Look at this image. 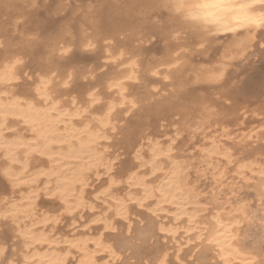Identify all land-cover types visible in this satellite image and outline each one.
Segmentation results:
<instances>
[{
	"label": "bare ground",
	"instance_id": "bare-ground-1",
	"mask_svg": "<svg viewBox=\"0 0 264 264\" xmlns=\"http://www.w3.org/2000/svg\"><path fill=\"white\" fill-rule=\"evenodd\" d=\"M123 1L125 2L123 6L119 5L121 3L118 4L119 1L115 5L110 3L111 6H108L103 0L108 7L104 8V13H100L98 7L87 5L86 12L83 11L85 13L81 15L79 12H75L76 15L72 13L77 18V13L81 16L80 20L75 21V27L67 23L66 16L64 19L66 22L61 21L63 25L61 24L60 27L59 24L60 28L55 26L57 29L51 32L54 27L52 24L41 25L40 30H37L38 27L35 29L34 25L33 30L25 27L28 13L34 9L36 0H0V16L7 19L3 25L6 50L0 56V158L4 165L5 156L15 155L19 163L11 164V160L8 163L11 165L12 174L20 177V180L14 183L5 178L10 190L8 189L7 196L0 197V214H13L10 220L11 224H15V228L13 225L11 228L16 231V237L20 242L15 239L23 249L18 257L23 260L28 256L30 264H49V261H55L58 257L68 261L71 256H75L77 264H120L122 254L128 252V257L136 260L131 261L132 264H160L165 258L169 261V248L172 246L175 248L173 253L177 261L175 262L185 264L182 261V247L188 242H193L192 250L199 264H246L247 260L260 254L264 246L262 241L264 208L261 207L264 204V144L259 143L264 141V98H260L259 93L254 92L246 97L243 95V99L239 98L238 101L239 90L237 89L235 93L232 90L235 84L233 80L238 75L241 65L249 63L252 57L261 53V50L251 44L247 49L243 48L240 43L243 37L240 34L247 35V29L239 27V21L232 19L230 14L214 8L195 7L196 4H211L214 0H189L193 7L179 16L164 7L165 0ZM237 2H245V0H237ZM63 4L61 2L57 6L56 12L65 8ZM188 13L206 19H186ZM70 14H67V19L73 18ZM45 18L47 20V17ZM151 19L159 20V25L155 28L165 42L164 51L160 57L152 58V62H148L149 58L144 66L141 63L144 57L138 54L139 47L134 42L139 40L142 34L143 23ZM154 23L150 24L151 29ZM8 27L12 32H18L17 39L12 38L13 33L12 36L7 34ZM227 27H233L236 31L228 32L225 30ZM149 30L147 32L151 31ZM66 35L72 38L68 36L69 40ZM33 36L38 38L31 39ZM225 36L229 39L226 42L222 40L225 43L220 40L222 46L218 44L221 48L217 51L219 54L215 62L212 60L213 64L206 65L200 62L198 64L187 56H192L195 51L196 56L199 51L200 54H205L207 46L216 45L215 43L222 37L225 39ZM73 37L76 38L78 47L83 50L89 42L93 45L91 49L102 44L109 58L118 62L116 64L124 65L103 81L102 90L105 92H96L94 88H90L86 97L81 100L64 97L67 89L64 87V81L68 74H71L74 80L84 77L86 72L91 71L70 67L62 69L55 58L64 56L61 55V51L64 48L70 49V45H73ZM115 40H120L119 46L112 45L116 43ZM36 46H39L42 49L40 51L44 53L40 56L38 76L31 88H16L22 75V64L12 69L10 61L16 56L21 58L20 50H24L23 48L26 47L32 52ZM131 52H136L137 55L131 56ZM159 67L162 68L160 71ZM45 72L51 77L48 88L51 100L41 104L38 102L36 92L40 78ZM142 72L151 75L155 73V76L163 72V78L167 79L174 88L173 93H170L175 100L173 105H165L172 103V99L162 98L160 101L158 98L154 99L155 92L151 93L152 91L146 88L135 96L127 93V84L141 79ZM220 72L224 73L223 80L215 82L212 77ZM204 89H217L213 93L216 97L210 96L212 93L204 94L202 92ZM221 91H227L232 97L231 104L224 109L217 107L221 103L219 100ZM89 93H94L98 103H103V106L100 104L99 111L94 110L98 103L92 104ZM74 100L75 104H73ZM162 107L169 110V116L179 114L177 122L172 124L177 137L170 138L167 142L160 141L159 137L155 138L159 132L158 135L155 134L156 136H153L155 131L148 132L151 125L154 126L156 121L161 120L160 115L165 112L161 111ZM85 108L88 111L82 112ZM96 108L98 109V106ZM141 110H145L146 115L136 124V129L135 126L132 128L127 126L128 114ZM151 117L153 119L150 120ZM249 118L258 123L250 126L249 123L252 121H249ZM152 120L156 121L153 123ZM109 132L122 135V144L126 145L128 152L134 154L133 159L136 162L135 167L128 166L125 169L126 177L122 181L134 190L128 192L125 197L112 194L113 187L119 183V180L111 174L113 163L108 160L104 151L103 142L110 137ZM183 133L186 134V142L201 138L203 144L196 148L199 149L196 151L199 152L197 157L190 153L191 150L188 151L189 153L185 152L183 147L185 140L184 143H180V139V145L177 142L178 136L181 138ZM257 143L260 148L251 146ZM41 160L46 166L44 164L41 168L37 166L38 169L33 167L34 164H39V161L41 164ZM219 162L222 164L224 162V165H219ZM198 164L202 170H210L212 183L218 187L223 185L222 181L229 172L227 168L229 165L233 167L232 170L230 169L233 178L245 181L253 179L249 184L257 199L256 206L260 208L251 210L252 208L248 206L250 203L248 205L228 203V206H225V202L219 201L222 188L218 190L220 193L215 190L206 200L204 199V205L200 204L204 194L198 191L197 181L201 175L199 178H192V171L198 173L196 170ZM140 169L141 171H138ZM101 172L108 175V180L103 184V188L101 183L95 189L94 198H110L107 209H112V216L101 215L97 220L101 221L103 230L110 231L116 228L114 221L118 218L127 223L125 234L121 236L115 234L114 241L106 239L105 233L102 232L95 236L72 237V235L60 238L54 236L56 231L53 230L60 222L61 215L71 218L74 224L76 223L73 219L74 215L95 208L96 203L87 201L89 198H86V194L92 184L91 177L95 176V180H99ZM113 180L116 183H112ZM41 181L42 185L39 187L38 183ZM213 187L212 189L215 188ZM15 192L19 195L12 197L11 194L15 195ZM40 192L56 200L57 207L55 205L54 207L59 211V215L50 216L44 210L40 212L42 217H39L40 214L37 215L39 203L36 200ZM140 200L143 201L142 207L149 206L148 210L153 218L149 219L147 228L138 231L134 240L124 243L122 238L129 237L126 235L131 224L129 217L132 209L129 210V204L133 203L141 207L138 203ZM51 212L54 214L53 211ZM161 228L164 230L161 231ZM155 236H161L164 242L171 246L161 245L162 247H159L154 254L149 252L152 254L150 258L149 253L146 256L142 251L141 244H136V239L142 243L148 242ZM5 239L4 232L0 231V247L6 250L4 256H0V261L5 258L15 261L17 257L14 259L11 256L17 255L16 251L12 249L9 255L11 250L7 251L5 248L3 244ZM33 257L35 259H32Z\"/></svg>",
	"mask_w": 264,
	"mask_h": 264
},
{
	"label": "rangeland",
	"instance_id": "rangeland-1",
	"mask_svg": "<svg viewBox=\"0 0 264 264\" xmlns=\"http://www.w3.org/2000/svg\"><path fill=\"white\" fill-rule=\"evenodd\" d=\"M104 1L107 2L108 0H104ZM109 1L106 3V2H103V0H36L35 6H34L35 11L33 9L32 12L28 13V16L31 19L29 17H27V22L25 21V24H26L25 27L27 26V28H30L31 30H33V25H34V27H36L35 29H37V27H38L37 30H40L41 25L52 24L54 26V27L52 26L53 27L51 29V32H52L53 30L55 31V29H57V27L60 28L63 25L62 24L63 21L64 22L67 21V23L70 24L71 27L72 26L75 27V25H76L75 21L77 22L78 20L81 19L79 17H81L80 16L81 13H85L86 12L87 5L91 6V7H98V10L100 9L99 12L101 11L100 13H104L105 9L108 8L107 5L108 6L109 5L111 6V4L115 5V4H117L116 2H118V1H119L118 4L121 3V4H119L121 6H123V4L125 3L123 0H117V1L116 0H113V1L109 0ZM61 2L64 3L63 5H65V8H64L65 10L63 9L64 11L61 10V11H59L60 12L59 13V12H56L57 11L56 8H58L57 6H59V4H61ZM105 3L107 5H105ZM103 5H105L106 7L103 6ZM77 7L79 8L78 10L76 9ZM80 7H81V9H80ZM52 9H53V11H52ZM70 10H71V12H70ZM84 10H85V12H83ZM46 11H47V13H46ZM49 12H51V13H49ZM53 12H54V15H53ZM75 12H79L80 15L77 13L78 18L75 16L76 15ZM72 13H74L75 15L72 14ZM67 14H70L71 16L73 15V18L75 16L74 20H73L72 17H69V19H67L68 18ZM42 15H43V18H42ZM119 15H122V14L119 13ZM66 16H67V18L65 19ZM45 17H47V20H46ZM33 18H34V20H33ZM54 19H56V20H54ZM71 19L73 21H70ZM34 21H36V23H38L40 21L41 22L39 24H36ZM6 22H7L6 17H1L0 16V43H2L4 45V47H5L6 43L4 41L3 25ZM153 22H155V23H154V25H152V29L154 31H156L155 27H156V25H159V20L158 19L147 20V22L143 23L142 34L138 38L139 40H136L134 42L135 45L138 44L137 46L139 48H137V46H136V48L139 50L138 54H140V55L142 54L141 57H144L143 61H141L142 65H144V66L147 64V60L149 58L150 59L148 60V62H150L152 58H156V57L158 58V56L160 57L162 55L161 53H163V51H164V46L163 45H164L165 42L163 41L161 36L157 34V31L154 32L151 29V25L150 24L153 23ZM59 24H60V27H59ZM149 25H150V30L151 31L149 30ZM55 26H57V27L55 28ZM153 26H154L155 29L153 28ZM143 27H144V29H143ZM9 29L10 28L8 27L7 28V34H9V36H12V33H13L12 38L13 39H17L18 35H19L18 32H12ZM148 30L150 32H147ZM68 36L66 38H68L70 40V38H72V37L69 36L70 37L69 38ZM222 38L219 39V42L215 43L216 45L213 44V46L212 45H209L210 47L207 46L208 47L207 51H206L207 54L203 53L205 55V57H204L203 54H200V51L199 52L197 51L199 53V54L197 53L198 56H196V51L193 52V54H191L192 56H190V55H187V56L192 58L191 60H193V61L195 60V62H197V63L200 62L201 64H206V65L213 64L215 62V59L217 58V56L219 54V52H217V51H219L220 48H221L219 46V45H221V41L225 40V42H226L229 39V38L226 39V36H225V39H224V37H222ZM68 39H66L67 42L69 41ZM75 39L76 38L72 39L73 40V45L70 42H68V43L71 44V45L69 44L70 45V50H71L70 52H68L67 54H65L62 57H59V58L55 57V58L59 61L62 69L70 67L72 69H77V70H85V69L86 70L87 69L91 70V71H88L86 73L84 71V73H85L84 77H79V78H76L73 81H71L70 82V87H68L65 90V96L64 97L66 99L75 97V99L77 98L78 100H81V98L83 99V98L86 97L87 92H88V90L90 88H94L96 90V92H101V91L105 92L104 90H102L103 81H106V77L109 74H111L114 71H117L118 69L124 67V65L116 64L118 62H115L111 58H109L110 56H108V53L104 51L105 49L102 46V44L99 45L98 47L94 48V49L86 50V48H84V50H83V48L78 47V45L76 43L77 41ZM14 41H16V40H14ZM115 41H114V43H115ZM119 42H120V40L116 41V43L112 44V45L119 46L120 45ZM225 42H223V43H225ZM74 43H76V44H74ZM139 44H140V46H139ZM216 46H217V48H216ZM212 48H213V51H212ZM23 49L24 50H20L21 53H22L21 54V59L24 61V63L22 64V67H21V69H22L21 70V74L22 73L29 74L32 77V79L30 81H28L27 83H25L23 75H21V78L17 82V85H16V88H19V89L26 88V87H28V84L32 85V83L35 82V80H36V78L38 76V73H39L38 70L40 69V58H41L40 56L44 55V53L42 51H40L42 49H40L39 46H36L35 49L32 50V52L26 47L23 48ZM26 49L28 51H25ZM137 49H136V51H138ZM5 50H6L5 48H3V50H0V56L3 54V52ZM215 50H216V52H215ZM199 55H200L201 58L199 57ZM209 55H211V56H209ZM131 56L129 55V57H131ZM193 57H194V59H193ZM206 57H208L209 60H208V58L206 59ZM210 57H211V59H210ZM196 58H198L200 61H198V59H196ZM252 58L253 59H251V61L249 63L241 65V67H240L241 69L238 72V75L233 80V82L235 84H233V90L232 91L235 93L236 90L238 89L239 92H240V93L237 94L238 95L237 96L238 97V101H240V99L241 100L243 99V97H242L243 95L246 97V95L254 94V92L259 93V95L261 96L260 98H264V60L261 59V53L257 54V56L252 57ZM205 60H206V62H205ZM161 69H162L161 67L158 68L159 71ZM162 73H160V75H158V76H155V75L153 76L150 73L145 74L144 72H142V75H143L142 78H144V79L141 78V79L136 80V81H130L129 84H127V93L130 94L131 96H135L137 93H140V92L142 93L143 91H145V88H146V90L152 91L151 93L155 92L154 96H153L154 99L158 98L159 101L162 98H164V100L172 99L173 95H171L170 93H173L174 88H173V86L170 84V82L167 79L163 78L164 74H162ZM215 91H217V89H207V90L204 89L202 92L204 94H208V95L210 93H212V94H210V96L216 97V94H213ZM103 92H101V93H103ZM199 93H201V92H199ZM160 95H162V96H160ZM104 96H106V94H104ZM174 101L175 100L172 99V103H166L165 105H173ZM165 102H167V101H165ZM179 102H181V101H179ZM98 104H96V106H98V109L95 106L94 110H98L99 111L100 108H101L100 104H102L101 106H103V103H101V102H99ZM136 107H135V109H136ZM164 108L162 107V109H161L162 112L165 111V112H163L164 114L162 113L164 116L160 115L161 116V120L158 122V121H156L157 120L156 119L155 121L157 123L152 120L153 123L155 122L154 124L152 123L154 126H156L155 124H158L157 125L158 127L156 126L157 130H156V127L151 125L148 128L149 131L148 130L147 131L148 132H152V133H153V131H155L153 136L158 135V132H159V135L156 136L155 138L159 137L160 141L167 142L170 138L177 137L176 134H175L174 127L172 126V124L177 122L176 120L178 119L179 114L174 115V116L170 114V116H172L170 118L169 113H168L169 110L167 108H165V109ZM145 115H146L145 110L131 112L127 116V118H129V119L127 120L128 122H126L128 125L127 124L126 125L130 126V128H132V126L133 127L135 126L134 128L136 129V127H137L136 124H138L140 119L141 120L144 119L143 117H145ZM168 116H169V119H168ZM165 118H167V119H165ZM151 119H153V117H151L150 120ZM253 120L254 119L249 118V121H252V122L249 123L250 126H255L258 123L257 121L255 122V120L254 121ZM109 135H110V137L108 139H106L105 142H103V143H105L104 151L107 154L108 160H110L113 163V170L110 171L111 174L114 175L117 180H119V183H117L114 186L115 188L113 187L112 194L115 193L118 197H125L128 192H130V191L134 192L133 188L128 187L126 185V183L124 184V181H122V180H125V177H126L125 169L128 166H134L135 167V165H136V162L133 159V155L134 154L132 152H130V151L128 152V148L126 147V145L122 144L123 143L122 142L123 141V137H122V135L120 133L119 134H117V133H112L111 134L109 132ZM183 135L181 136V138H180V136H178V138H177L178 139V141H177L178 143H179L180 139H181L180 143H182V142L184 143L185 139L187 140L186 134L183 133ZM120 137L122 139H120ZM198 138H200V137H198ZM198 138H195V140L192 139L191 140L192 142L190 140H188L186 142V140H185V143H184L185 146H187V147L189 146V147L185 148V146H183L186 153H189L188 151L191 150L190 153H193V155L195 157H197V155H199V152L198 153L196 152V151H199V149L196 150V148L201 147L202 144H203L201 138L200 139H198ZM193 140H194V142H193ZM195 141H196V143H195ZM178 143H177V146H178ZM180 143H179V145H180ZM186 143H188V145ZM193 143H194V145H192ZM259 143L262 145V144H264V141H259ZM259 143H257V145L253 144L251 146H254L256 148H258V147L260 148ZM248 148H249V146H248ZM195 152H196V154H194ZM1 161H2V159L0 158V164L2 163ZM36 164L37 165L34 164L35 166L33 165V167H36V169L46 166V164L43 163L42 160H41V164H40V161H39V164L38 163H36ZM43 164H44V166H43ZM218 164L219 165H224V162H223V164H222V162H219ZM1 165H3V163ZM1 165H0V168H1ZM37 166H38V168H37ZM200 167H201L200 164H198L197 168H196V170L198 172L197 174H196L195 171L194 172L192 171V175H193L192 178H195V177L199 178V175H201L200 179L197 181V186H198V189H199L198 191L200 192V194H202V193L204 194L201 197L203 200H202V202L200 204L204 205L206 198H208L210 195H212L215 192V190L217 192L219 190V188H222L221 189L222 193H220V191H218L220 193L219 194V201L221 200L222 202H225V206H228V203H229V205L230 204H235V203L236 204H238V203H247V205H248L250 203L248 206L252 208L251 210H255L258 207V206H256L257 205V202H256L257 199L253 195V191L251 190L252 187L249 184V183H251V181L253 179L250 180V181H245V180H239V179L233 178L234 176L231 174L232 171H230V169L232 170L233 167L232 166L230 167V165H229V167L227 166V168L229 170V172L227 174L228 176L226 175L225 179H223V181H222L223 185L221 187H218V186H216L215 184L212 183V177H211L212 174L210 173V170H202V168H200ZM36 169H34V170H36ZM138 171H141V169L138 170ZM99 176H100L99 180H95V178H96L95 176L91 177V181H92L91 183L92 184H91L90 187H88V189H87L88 193L86 194V198L87 199L89 198V200H87V201H91V202L93 201V204L96 203L95 204V208L92 211H88V210L86 211L85 210V211L79 213L80 216L78 214L74 215L75 217H73V219L76 220V223H74V224L72 223L73 220L71 218H69V217L67 218L66 215H63V216L61 215L60 219H59L60 222L56 225V227L57 226L58 227L57 228L54 227L53 231H56V232H54V234H55L54 236H56L58 238H60V237H71L72 235H73L72 237H74V236H95V235H97V234L102 232L103 234L105 233L106 236L104 235V237L106 239H109L110 241H114L116 236H119V235L121 236L122 234H125L124 232H125L126 226H127L126 222H123L122 220H120V219L118 220V218H115L114 223H115L116 228H115V232H114L113 230H110V231L109 230L108 231L103 230L101 221L97 220L98 218H100L101 215L102 216L103 215L112 216V209L111 208L107 209L108 201H110L109 200L110 198H108V197H103V198H100V199H95L94 198L95 189L97 187H99L101 185V183H102V187L101 188H103V186H104L103 184H105L107 182V180H108V175L105 174V173L103 174L101 172V174ZM226 178L227 179L229 178L228 179L229 182H228V180H226ZM230 179H232V180H230ZM230 181L232 183H230ZM123 184H124V186H123ZM199 184H201V185H199ZM41 185H42V181L38 183L39 187ZM118 185H119V187H122V188H119ZM244 185H246V186H244ZM237 186H239V188ZM212 187L214 189H212ZM9 188H10V186H9L8 181L5 178L0 177V197L7 196L8 191L10 190ZM101 188H99V189H101ZM229 188H231V190ZM206 191H208V192H206ZM40 193L41 194L39 195V197L36 200L37 203H39V205L37 206V209H39V210H37V215L40 214L39 217H42L40 212H42L43 210H44V212H48L47 215H50V216L59 215V211L57 209H55V207H57V205L55 204L56 200L53 199L54 200V202H53L52 198L42 195V192H40ZM206 193H208V194H206ZM240 193H241V196H240ZM251 193H252V195H251ZM221 194L223 196H221ZM18 195H19L18 192H15V195H14V193L11 194L12 197H15V196H18ZM91 198L93 200H91ZM224 198H225V201H224ZM232 202H234V203H232ZM54 205H55V207H54ZM40 206H42L41 207L42 210H41V208H39ZM45 206H46V208H45ZM148 207L147 206L146 207L145 206L144 207H139V206L133 205V203L129 204V210L132 209V210H130L131 214H130V217H129V219L131 220V224H130L129 232L127 233L126 236H131L132 237L131 239L134 240L135 237H137L138 231L141 228H147L146 225H147L149 219L151 220L153 218V216H150L151 214H150V212L148 210ZM261 207L264 208V204ZM51 208H53L55 211L51 210ZM209 208H210V206H209ZM259 208H257V209H259ZM45 210H48V211H45ZM51 211H53L54 214ZM166 220L168 221V219H166ZM166 220H165V223L167 222ZM169 221H170V219H169ZM11 223H12V221L10 220V225L9 226H2L1 225V227H0V231L4 232L5 238H6L3 241L4 243L3 242L2 243L5 245V248L7 249V251L11 250L9 255H11L12 249L14 251H16L17 255L11 256L12 258L16 259V257H17V259H19L18 255L20 256V253L23 251V249L21 248V244L19 243L20 242L19 238L16 237L17 236L16 235V231L13 230L15 228V226H14L15 224L14 223L11 224ZM12 225L14 226V228H11ZM122 229H123V231H122ZM46 230H47V228H46ZM115 234H116V236H115ZM15 238L18 239L19 242ZM164 241L165 240L161 236H155L153 239H150L148 242H142V243L139 240L136 239V244H141L140 246L143 247L142 251L145 252V254L147 256L149 252H151V253L153 252L152 254H154L158 250L159 247H162L164 244H166ZM262 241L264 243V239H262ZM15 242L19 243L20 245L19 244L17 245V243H15ZM189 244L191 245L190 247H189ZM12 245H13V247H11ZM166 245L169 246L170 244H166ZM192 245H193V242H188L186 245L183 246L184 248L182 247V253H181L182 254V261H184L185 264H199V261H197V259L195 257V254H194V251L192 250ZM17 251H18V253H17ZM174 251H175V248L171 246L169 248V261L170 262H172V259H174V254H173V253H175ZM127 253L128 252H125V253L122 254V259L121 260H123L126 264H132L136 260L133 259V258H129L128 257L129 253H128V255H127ZM152 254H150L148 256L151 258ZM135 257H136V255H135ZM70 260L72 261V264H77L75 256H71ZM128 260L130 262L133 261V260H135V261L130 263ZM175 261L176 260L174 259V261L171 264H177L176 263L177 261L176 262ZM178 264H179V262H178Z\"/></svg>",
	"mask_w": 264,
	"mask_h": 264
},
{
	"label": "snow or ice",
	"instance_id": "snow-or-ice-1",
	"mask_svg": "<svg viewBox=\"0 0 264 264\" xmlns=\"http://www.w3.org/2000/svg\"><path fill=\"white\" fill-rule=\"evenodd\" d=\"M164 7H167L170 12H173L177 16H179L183 15L185 11L193 7V5L189 3V0H165ZM195 7L201 9L214 8L222 13L230 14L232 19L239 21V27L247 29V35L240 34L243 37L240 40V43L243 48L247 49L250 44L254 47H258L261 50V59L264 60V0H245V2H237V0H214V2L211 4H196ZM185 18H190L192 20L206 19V17H201L192 13H188ZM225 30L228 32L236 31V29L233 27H227ZM37 38V36H33L31 39ZM92 47L93 45L89 42L86 45V50H90ZM3 48L4 45L0 43V50H3ZM70 51V49L64 48L61 51V55H65ZM130 55L134 56L137 55V53L131 52ZM23 63L24 61L19 56H16L13 60L10 61L12 69H15L16 66L21 65ZM22 75L25 83L32 79L29 74L22 73ZM52 75L54 76L55 73L53 72ZM153 75H155V73H153ZM223 77L224 73L220 72L214 75L212 79L215 82H219L223 80ZM72 80V75L68 74L67 79L64 81V87H70L69 82ZM50 81L51 77H49L48 73L45 72L40 78V84L37 85L36 95L38 97V102L41 104L47 103L51 100V97L48 95ZM28 87L31 88V84H28ZM89 97L91 99L92 104L98 103V99L96 98L94 93H89ZM219 100L221 101V103H219L217 107L220 109H224L225 107H228L231 104L232 97L227 91H221ZM73 104H75V100L73 101ZM87 111V108L82 110V112ZM109 111H111V109ZM78 114L82 113L78 112ZM4 160L5 164L2 166V170H0V177L6 178L13 183L19 181L20 177L18 175L12 174L11 165L8 163V161L11 160V164H16L19 163V160L15 157V155L12 154L5 156ZM109 179H111V176L109 177ZM112 183H116V181L113 180ZM138 203L141 207L143 206L142 200L138 201ZM12 216V213L0 214V225L8 226L10 223V218ZM262 220H264V218H262ZM163 230L164 229L161 228V231ZM113 231H115V229H113ZM131 238V236L123 237L122 240L124 241V243H127L129 240H131ZM5 251L6 250L4 248L0 247V256H4ZM32 259L35 258L33 257ZM0 264H30V259L28 256H25L23 260L16 259L15 261H9L5 258L3 261H0ZM49 264H72V261H65L63 257H58L55 261H49ZM120 264H125V262L121 260ZM160 264H171V262L167 261L165 258L164 260L160 261ZM246 264H264V246H262L260 254L253 256L251 259L247 260Z\"/></svg>",
	"mask_w": 264,
	"mask_h": 264
}]
</instances>
